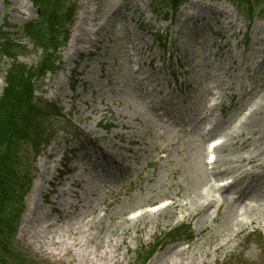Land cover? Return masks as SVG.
Instances as JSON below:
<instances>
[{
	"label": "rangeland",
	"instance_id": "374dc122",
	"mask_svg": "<svg viewBox=\"0 0 264 264\" xmlns=\"http://www.w3.org/2000/svg\"><path fill=\"white\" fill-rule=\"evenodd\" d=\"M168 4V0H64L63 10L73 5L75 12L72 25L67 26L68 41L60 51L62 67L52 75H37L34 85L38 99L57 102L70 115L66 119L70 127L81 136L59 134L33 164L34 183L25 198L14 241L25 264H86L83 257L103 251L94 248L96 235L105 246L109 230L116 219L121 221L123 213L138 217L161 210L164 213L141 219L138 224L145 225L143 231L129 227L125 245L120 246L114 261L96 264H140L139 252L151 249L159 236L183 225L191 226L190 236L166 242L148 264H264L258 237L252 232L264 222L242 229L239 222L245 224L252 214H242L237 202L224 203L218 215V205L204 208L205 203L215 201L217 193L203 172L206 157L199 138L206 136L208 120L216 122L215 138L224 136L229 145L214 152L217 171L230 168L225 160H238L258 143V134H252L248 124L261 114L259 122L264 126V89L259 87L264 84V0H252L250 13L247 6L220 0H184L176 13L169 11ZM36 11L32 0H0V25L8 19V23L20 26L37 16ZM227 15L233 28L225 35L232 34L233 56L225 58L223 50L217 53L224 63L232 61L227 65L231 70L217 68L215 72L205 68L206 61L211 66L219 61L213 56L216 46L210 48L211 40L216 43L217 39L210 34H223L220 23ZM155 32L162 33L165 47L156 42ZM127 37L136 49L147 43L141 51L128 50L133 55L129 64L125 58ZM18 43L32 50L21 36ZM40 54L43 52L38 50L20 61L39 66ZM148 57L155 58L152 69L147 66ZM138 62L139 72H143L139 77L130 73ZM8 68L6 59L0 58V93L4 86L1 77ZM172 72L178 75L177 86L166 88ZM216 75L222 79L219 88L209 78ZM209 85L216 97L221 96L225 115L220 117L217 108L211 112L217 116L205 120L203 102ZM252 89L262 92L258 100L250 95ZM252 104L258 107L242 129L243 137L231 147L232 137L240 132L236 126L241 121L239 110ZM152 106L164 115L157 117ZM245 139H249L248 147L240 149V141ZM263 145L264 140L260 148ZM22 157L24 168L30 167L32 155L26 148ZM259 164H264V158ZM212 167L214 164L207 175ZM62 170L69 174L61 177ZM230 178L222 175L220 180ZM36 182L41 186L33 192ZM72 182L78 188L72 187ZM245 184L260 188L254 179ZM166 200L187 204L186 209L163 208ZM106 204H110L109 213L99 220ZM147 204L155 208L145 207ZM261 214L256 211L254 217ZM52 241L60 244L49 250L55 248L61 255L43 251V242ZM61 242L68 245L61 247ZM74 242L81 247L74 248Z\"/></svg>",
	"mask_w": 264,
	"mask_h": 264
},
{
	"label": "bare ground",
	"instance_id": "6f19581e",
	"mask_svg": "<svg viewBox=\"0 0 264 264\" xmlns=\"http://www.w3.org/2000/svg\"><path fill=\"white\" fill-rule=\"evenodd\" d=\"M225 27H228L229 24L224 23ZM98 29V28H97ZM222 46V45H221ZM224 47L227 48V50H229L228 48V42L227 40L224 42L223 44ZM264 113V112H262ZM261 115V114H260ZM260 115L258 114L257 118H254L249 124H248V130L252 133V134H259V140L258 142L262 143V139L264 137V127L260 124L259 119H260ZM252 157H249L247 160L248 162H250V159ZM39 184H35L34 186V190H36L38 188ZM224 194H227V190L223 191ZM176 207L179 205H175ZM245 213H249V211H252V214L254 212L253 209L244 206L242 207ZM128 214V212H125L121 215V217H126ZM148 217V216H147ZM145 218L144 217H140L138 219H128V218H124V220L122 221V227H119V224L114 221L113 224V228L109 230V236H108V241H106V245L102 246V244L104 243V241L99 237V234L96 235L97 237V241L94 245V248L97 247H101V249L103 251L99 252L98 255H89L88 257H83V259H86V264H96V263H104V262H112L113 258L115 257V253L118 251V248L124 244V237H126L128 235V228L135 224L134 228H136L138 231H142L144 229V224H137L138 222L141 221V219ZM244 225L243 223L238 224V226H242ZM121 235L122 237L119 239V241H117V237ZM35 237V235H33ZM93 239H90V241H92ZM60 243L54 242L52 241L50 244H45V247H47L46 249H48L50 246L52 245H59ZM62 245H68L67 243L61 242V247ZM74 248L79 249L81 246L78 243H72ZM101 245V246H100ZM115 249V251H112L111 248ZM69 252V250H67V253ZM50 254L52 256H59L61 255V252H58L55 248L50 250ZM81 262V260H79Z\"/></svg>",
	"mask_w": 264,
	"mask_h": 264
},
{
	"label": "trees",
	"instance_id": "16d2710c",
	"mask_svg": "<svg viewBox=\"0 0 264 264\" xmlns=\"http://www.w3.org/2000/svg\"><path fill=\"white\" fill-rule=\"evenodd\" d=\"M14 82L15 78H13L12 83ZM2 104L4 105V102H2ZM0 129V142L6 141V138L11 140V136H15L18 139L29 140L32 147L36 149V151L48 142L47 136L44 135V133L39 134V128L31 130L28 137H22L21 132L18 131L16 134H13L9 131V128ZM19 175L20 173L16 170V163L14 160L0 158V231L5 228V230H8L14 223L15 216L9 215L8 208L12 206L11 201L15 185L18 181L23 179V177ZM1 233L2 232H0V234Z\"/></svg>",
	"mask_w": 264,
	"mask_h": 264
}]
</instances>
